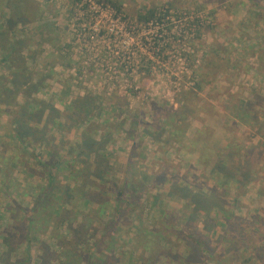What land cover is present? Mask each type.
Returning <instances> with one entry per match:
<instances>
[{
  "label": "rangeland",
  "instance_id": "obj_1",
  "mask_svg": "<svg viewBox=\"0 0 264 264\" xmlns=\"http://www.w3.org/2000/svg\"><path fill=\"white\" fill-rule=\"evenodd\" d=\"M35 1L40 16L52 19L58 29L40 31L34 24L27 25L25 29L22 25L18 27V30L23 31L18 32V37L23 36L27 40L28 49L23 54L28 58L29 70L33 73L32 84L43 80L33 90V96L45 102V107L53 105L62 112L64 107L59 100L67 97L71 100L90 91L95 95H103L106 106L115 102L123 107V113L117 119L104 113L103 119H109V122L97 121L102 127L93 126V129L105 132L110 139L109 148L114 152L112 162L117 163L115 168L118 174H124L123 167L130 165L128 169L136 172L144 193L139 200L136 197L135 203L119 218V224L106 237L90 229L94 238L89 243L92 244L94 240L101 242L97 248L99 256L105 258L116 252V255L121 254L119 264H203V258L201 260L199 253L194 250L199 248L198 241L204 239L203 235L209 247L205 258L207 264H215L216 261L237 264L244 258L248 259L246 264H252L254 255L264 251V159H260L264 155V141L261 135L248 128L250 125L241 124L236 119L238 115L234 119L229 116L234 111V103L240 101L241 97L252 103L258 96L262 99L259 106L264 107V55L256 45L259 36L255 22L252 24L242 18L246 13L254 17L255 13L262 12L264 0H115L132 14L148 6L172 5L174 11L169 24L172 32L167 43L172 44V50L175 51L167 53L165 63L157 61L150 51L147 52L154 47L155 27L138 25L137 29L129 32L126 22L112 18L97 5H91L89 10L93 14L80 26V16H75V13L76 8L82 5L75 4L73 0ZM4 7L0 1L2 16ZM197 8L202 10L201 13L196 12ZM175 11L181 12L180 17L186 16L177 20ZM197 14L199 17L202 14L203 19L207 15L209 17L200 32H194L198 39L188 33L183 35L180 30L186 26L191 28L190 23ZM260 24L264 28V23ZM181 35L185 36L184 40ZM192 37L195 39L189 41ZM65 45L69 48L64 55L60 48ZM213 50H221L220 55L224 60H218ZM212 62H217L219 66L215 67ZM92 64L94 69H91ZM81 67L82 73H79ZM199 82L201 88L196 86ZM190 91L194 92L195 98L187 100L185 93ZM238 93L240 98L236 96ZM254 102L252 105L258 102V98ZM0 109H4L0 111V137H3L7 134L11 118L4 105ZM261 110L264 111V108ZM50 115L53 120H57L56 115ZM177 115L182 120L187 118L190 130L189 133L186 131L187 136L179 143L164 129L160 130L158 125L168 121L166 118L169 116L175 118ZM260 120L264 122L263 115ZM77 126L66 125L64 131L54 127L48 131L47 136H53L56 142L60 139L65 141L59 147L52 146L53 152L59 157L73 159L72 146L79 141L83 131ZM145 129L153 131V136L144 134ZM196 130L202 131L199 137L195 134ZM200 139L209 147L205 151L206 160L212 161L221 148L234 142V190L219 199L221 211L215 230L212 229L210 235H206L208 228H204V223L207 225L208 222L198 218L193 219V223L186 228L192 232L189 235L183 229L187 217L184 215L189 208L177 196L178 188L198 192L201 189L212 190L215 186L210 167L199 162ZM16 144L19 145L13 141L9 145H0V165L13 168L16 165L15 173L7 176L5 184L0 179V207L5 209L4 212L0 210V236L6 231H15L19 236L12 238L7 247L2 245L0 237V257L8 255L11 262L17 261L25 257L24 252L29 250L33 255L32 262L28 264H40V253L45 254L44 257L50 256L42 264H56L52 258H55V251L58 250L54 244H58V237L60 244L64 240L63 236H67L68 240L72 238L68 228L72 225L75 228L83 220V212L88 213L96 205H78L76 198L72 199L70 205H64L67 213L62 218L65 223L59 221V213H55L48 230L43 231L42 228L38 233H32V241L23 242L20 235H23L21 226L24 225L16 222L25 220V208L33 206L37 200L35 192L39 191L40 185L46 184L44 178L47 175L43 173V166L31 160L30 154L18 156ZM33 147H28L27 152L34 150L38 156H42V162H47L46 151L41 146ZM250 151L257 154V160L260 159L254 161V165L253 162L246 165L248 162L244 154ZM25 159L34 173L31 171L30 174L23 167L22 161ZM238 165L246 166L238 170ZM70 170L59 171L61 182L66 183L64 178L72 173ZM245 173H249V178L246 179ZM97 185L102 189L95 186L92 190L97 192L96 200L100 194L102 202L107 203L105 214L110 221L115 215V188H112L110 181ZM157 192L165 194L161 203L155 205L153 195ZM208 207V204L203 205V210ZM223 219L230 222L239 220L250 226L245 232L246 236L244 234V241L240 236L234 237V243L235 240L242 242L239 245L235 243L238 251L234 250V244L222 239L226 231L222 225ZM242 223L237 224L239 231L245 227ZM110 227L106 226L107 231ZM101 228V225L97 226V230ZM150 234L157 238L159 235L160 242L148 244L144 235ZM17 238L19 242L15 243ZM70 247L75 249L77 246L74 243ZM88 247L85 246V249ZM114 248L118 249L113 251ZM5 250L9 253L2 255ZM160 250L163 253L157 256ZM258 262L264 264V260Z\"/></svg>",
  "mask_w": 264,
  "mask_h": 264
},
{
  "label": "trees",
  "instance_id": "obj_2",
  "mask_svg": "<svg viewBox=\"0 0 264 264\" xmlns=\"http://www.w3.org/2000/svg\"><path fill=\"white\" fill-rule=\"evenodd\" d=\"M0 1L5 5L3 8V16L0 15V107L4 105L7 115L11 118V122L7 125V134L0 137V145L5 143L9 145V143L16 141L19 144L15 146L18 148H16L18 151L17 155H25L26 157L30 154L31 160L38 163V166H43V168H45V172L43 173L47 175V177L44 178L47 181L46 184L40 185L38 187L39 191L35 192L36 196L34 197L37 200H35L33 206L31 208H25V220L22 223L16 222L19 225H24L21 226V234L23 233V235H20V237L23 239V242L29 243L32 241L34 239L32 233H38L42 228H44L43 231L50 228L55 213H59V221L65 223L62 218L63 214L67 213L65 212L64 205H70L72 199L76 198L75 202H77L78 205L81 203L87 205L92 203L96 206L90 208L88 213L83 212V220H81L75 228H73V225L68 228L72 238L68 240L67 236H63L64 240H62L60 244V237H58V244L54 243L58 246V250L57 252L55 251L56 255L54 256L56 264H119L121 254L116 255V252H112L110 256H106L105 258L100 257L97 248L98 244L101 242L94 240L91 244L89 241L94 238V234L90 233V229H93L95 234L99 231L101 237H106L109 231L117 226L116 224H119V218L125 215L127 209L135 203L136 197L139 200L144 193L143 188L139 186L136 172L129 170L130 165L123 167V170L125 168L124 174H118L115 168L117 167V163L112 162V154L114 152L109 148L110 146L108 143L110 139L107 138L105 132L96 131L102 127V124L97 121H102L103 123L105 121L106 123L109 122V119H103L104 113L117 119L119 115L123 113V107L115 104V102L106 106V98L103 95H95L91 91L86 93V95L76 96L71 100L68 97L59 100L64 107V112L57 110L53 105L45 107V102L33 96V90L36 89L43 80H40L37 84H32L34 79L33 73L29 70L27 63L28 58L23 54L24 50L28 49V45L26 44L27 40L23 36L18 37V32H23L22 30H18V27L22 25L25 29L27 25L34 24L35 28L40 31H49V29L57 30L58 28L52 19H46L44 16H40L38 3L35 0ZM73 2L82 5L76 8L75 13V16H80V26L82 25L81 23H86L93 14V12L89 10L91 5H97L113 15L115 19L123 23L126 22L127 31L129 32L133 31V29H137L138 25L157 28L154 37V47L147 50V52L150 51L152 53V57L157 59V61L165 63L167 53L170 50L175 51L172 50V44L167 43L172 32V27H169V24L171 23L170 19L174 11V8L170 4L148 6L142 9V11L132 14L127 11L121 2L115 0H73ZM195 10L200 13L202 11L199 8ZM263 10L264 8L262 12L259 11V14L255 13L254 17H252V14H249L244 20L252 24L255 22V29L259 36V42L256 45L258 49H261L264 55V28H262V24H260L264 23ZM78 11L80 14H78ZM180 13L179 11L174 15L177 20H181L186 16L180 17ZM200 15L201 17L197 14L196 18H194L191 23L189 22L191 28L186 26L184 30H180V32H182L183 35L188 33V35H194L195 37L194 32L199 33L201 28L207 23L206 19L209 20L208 15L205 19L202 18V14ZM103 33L104 32H101V34ZM183 35H181L182 40H184L183 37H185ZM194 37L189 38V41H193V39L196 38ZM46 39L51 41L49 36H46ZM196 39H198V37ZM162 42H164V45H162ZM67 48L69 47L65 45L60 48V51L65 55L68 52ZM231 51L233 52L234 49ZM213 53L218 60L223 59L220 55V53L222 54L221 50H213ZM145 57L143 59H145ZM212 63L215 67L219 66L217 62ZM83 68L81 67L78 70L79 73H82L81 71ZM91 69H94L93 64ZM198 74L201 76L200 73ZM196 86L197 88H201V82L197 83ZM185 95L187 100L195 98V94L192 91L185 93ZM255 98H258V102L252 105V103H255ZM255 98L252 103L245 99L234 103V111L233 113L231 112L229 117L234 119V117L238 115L236 119L243 125H251L250 129H253L256 134L261 135V139L264 141V122L260 120V116H264V111L261 110L264 107L259 106L262 99L258 96H255ZM110 106L111 109H108ZM258 107H261V109ZM1 110L4 109H0V111ZM50 114L56 115L57 120H53ZM173 118L169 116L166 118L168 121L165 120L163 124L158 123V125H160V130L164 129L172 138H175V142L179 143V141H182V138L187 136L186 133L190 131L188 130L189 123L187 118L182 120L179 119L178 115L174 119ZM186 121L187 123H185ZM50 125L53 126L50 128ZM66 125H78L83 129L79 141L72 146L73 159L71 158V160L59 157L57 153L53 152L52 146L56 147L57 145L59 147L65 144V141L60 139L56 142L53 136H47L50 129H54L55 127L56 130L64 131L63 129H65ZM93 126H97L99 129H93ZM184 126L186 129H182ZM154 127H156L155 124ZM150 131L151 130L145 129L144 134L152 137L153 131ZM201 132L200 130H196L195 134L199 137ZM199 141H201L199 146V162L204 166L210 167L209 172L212 179L215 181V186L212 190L201 189L198 192H193L189 188H178L179 192L177 196L180 197V200L184 202L183 204L187 205L189 208L184 215L187 217L183 229L191 235L192 232L188 231L186 228L189 227L190 223H193V219L196 220L200 218V221L203 220L204 222H208L207 225L204 223V228H206V230L208 228V233L206 235H210V231L218 226L217 216H219L218 213L221 211L219 199L223 194H229L234 190V142H230L221 148V151L216 153L215 159L212 161V159L206 160L205 151L209 148L208 144L202 142L201 139ZM20 146L23 148L20 149ZM31 146H34L33 148L41 146L40 148L46 151V159H48V161L42 162L40 160L42 156H38L34 150L27 152L26 149ZM255 148L256 147L253 149ZM204 155L205 158L203 157ZM244 155L246 162H248L246 165L252 162L254 165V161H257V154H254L252 151L246 152ZM73 161L77 163L74 164ZM22 165L25 169L30 171V174L31 171L33 172V170H31V165L28 161L26 162V159L22 161ZM246 165H238L237 169L239 170ZM14 167L15 168L4 164L0 165V179L2 184H5L8 175L13 176V172L15 173L16 171L15 164ZM68 168H71L70 172L72 173L64 178L66 183H63L58 177L59 171ZM245 177L246 179L249 178V173H245ZM109 181L112 188H115L114 192L117 196L115 215L112 217V220H110L111 222L108 221L109 218H107L105 214L107 212V203H104V201L102 202V199L99 198L100 194L97 196L98 199L96 200L97 192L92 190V188L96 187L102 189V187L97 184H108ZM38 189L36 187L35 191ZM164 194V192H162V194L157 192L153 195L155 205L161 203ZM207 204L209 207L203 210V205ZM163 212L164 210H162V213ZM238 223L242 222L239 220L230 222L227 219H223L222 224L226 229L225 237L222 239L234 244V247L236 244L239 245L242 243L240 240H235V244L234 237L240 236L241 240L244 241L246 238L244 234L248 227H250L248 224L242 223L245 227L243 231H239ZM99 225L102 227L101 230H97V226ZM194 225L198 228L196 224ZM106 226H111L108 231ZM6 232L10 234L4 235L1 243L3 246L7 247L10 240L15 236H19V234L17 235L15 231ZM144 237L149 241L148 244L160 242L159 235L158 238L151 234L144 235ZM202 237L204 239H201L200 242L198 241L199 248L197 250L192 248L199 253L201 260L203 258V261L206 263L205 258L209 252V247L207 246L206 237L203 235ZM162 239L163 237L161 240ZM18 242L19 238L15 240V243ZM74 243L77 247L75 249L74 247L69 248V246ZM85 246L89 247L85 249ZM117 249L118 248H114L113 251ZM238 249V247H235L234 250L238 251ZM5 253L6 252L2 255H5ZM162 253L163 252L160 250L157 256ZM26 255L29 261V250ZM10 259L8 255L0 257V264H15L12 263ZM21 262L22 261H19L18 264H22ZM246 262L248 263L247 259L244 258V260L238 261L237 264H246ZM215 264H222V262L219 263V261H216Z\"/></svg>",
  "mask_w": 264,
  "mask_h": 264
},
{
  "label": "crops",
  "instance_id": "obj_3",
  "mask_svg": "<svg viewBox=\"0 0 264 264\" xmlns=\"http://www.w3.org/2000/svg\"><path fill=\"white\" fill-rule=\"evenodd\" d=\"M248 16H249V14L246 13V14H244V17H242V18H243V19H246ZM243 19H241V20H243ZM261 22H263V21H261ZM236 96H237V98H240L241 95H240V93H238V94H236ZM236 96H235V97H236ZM238 96H239V97H238ZM240 99H241V100H244L243 97H241ZM236 103H237V102H236ZM237 122H238V121H237ZM250 127H251V125L248 126V128H250ZM260 159H261V160L264 159V155H263L262 158H260ZM260 159H258V160H260ZM258 160H257V161H258ZM252 185H254V184H252ZM252 187H255V186H252ZM261 190H262V189H261ZM94 207H95V206H93L92 208H94ZM0 210H2L3 212L5 211V209H4L3 207H2V208L0 207ZM21 223H22V222H21ZM4 235H6V234H4ZM4 235H3V236H4ZM3 236H0L1 239H3ZM0 241H1V240H0ZM27 251H28V250H26V252H24V256H25V257H23V258H18L17 261H16V260H15V261L12 260V263L18 264L19 261H22V262H21L22 264H28V263L32 262V255H33V254H31V251H29V256H28V257L30 258V260L28 261V260H27V255H26V254H27ZM5 252H6V253H9V252H7L6 250H5ZM43 253H46V252L44 251ZM55 255H56V254H55ZM44 256H45V254H41V253H40V256H38L39 261H40V262H39L40 264H42L43 261L45 262L46 260L50 259V256H49V257H44ZM52 259H54V261H56L55 258H52ZM247 260H248V259H247ZM257 260H258L259 262H258ZM260 260H264V251H263V253L260 254V255H254V257L252 258L251 261H252V264H257V262L260 263Z\"/></svg>",
  "mask_w": 264,
  "mask_h": 264
},
{
  "label": "built area",
  "instance_id": "obj_4",
  "mask_svg": "<svg viewBox=\"0 0 264 264\" xmlns=\"http://www.w3.org/2000/svg\"><path fill=\"white\" fill-rule=\"evenodd\" d=\"M103 10H104V9H103ZM105 11H106V10H105ZM106 12H107V11H106ZM108 14H109V13H108ZM110 15H111V14H110ZM111 17L114 18L113 15H111ZM114 19H115V18H114ZM117 20H118V19H117Z\"/></svg>",
  "mask_w": 264,
  "mask_h": 264
}]
</instances>
